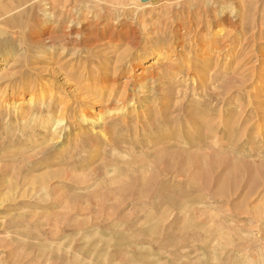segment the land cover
I'll return each instance as SVG.
<instances>
[{
	"label": "rangeland",
	"instance_id": "374dc122",
	"mask_svg": "<svg viewBox=\"0 0 264 264\" xmlns=\"http://www.w3.org/2000/svg\"><path fill=\"white\" fill-rule=\"evenodd\" d=\"M145 6L0 0V264H264V0Z\"/></svg>",
	"mask_w": 264,
	"mask_h": 264
},
{
	"label": "bare ground",
	"instance_id": "6f19581e",
	"mask_svg": "<svg viewBox=\"0 0 264 264\" xmlns=\"http://www.w3.org/2000/svg\"><path fill=\"white\" fill-rule=\"evenodd\" d=\"M146 6L145 7H149V6H147V4H145ZM47 11L48 12H51V9H49V8H47ZM45 16L47 17V18H51V16H52V13H46L45 14ZM52 40H56V37L54 38L53 36H50V37H48L47 38V42H50V41H52ZM75 43H76V41H75ZM74 45V44H73ZM8 63V62H7ZM188 64H190V62L188 63ZM0 65H2V64H0ZM4 65V64H3ZM251 71H252V69H251ZM33 89V88H32ZM75 90V89H74ZM73 90V91H74ZM78 90V89H77ZM125 90V89H124ZM33 92L35 91L34 89L32 90ZM50 91V90H49ZM51 92V91H50ZM111 92H112V87H111ZM34 94V93H33ZM32 94V95H33ZM51 96H53V95H51ZM125 96H126V94H125V92H123L122 93V95L120 96L121 98H120V101H123L124 100V98H125ZM32 98V97H31ZM49 99H50V97H49ZM44 101V100H43ZM54 103V102H53ZM31 105V104H30ZM52 105V104H51ZM62 106V105H61ZM53 107V106H52ZM63 107H60V109H62ZM63 110V109H62ZM124 112V111H123ZM118 113V112H117ZM60 115H61V113H60ZM66 117V116H65ZM57 118V117H56ZM63 122V119H59L57 122H56V126H55V129L57 130L58 128H59V125L61 124ZM58 130H60V129H58ZM60 132L61 131H59V132H57V134L59 135L60 134Z\"/></svg>",
	"mask_w": 264,
	"mask_h": 264
},
{
	"label": "water",
	"instance_id": "95a60500",
	"mask_svg": "<svg viewBox=\"0 0 264 264\" xmlns=\"http://www.w3.org/2000/svg\"><path fill=\"white\" fill-rule=\"evenodd\" d=\"M138 1L142 4H147V3L151 2L152 0H138Z\"/></svg>",
	"mask_w": 264,
	"mask_h": 264
}]
</instances>
